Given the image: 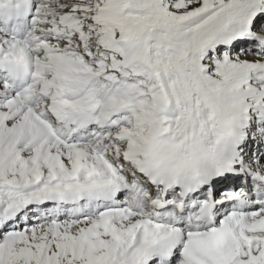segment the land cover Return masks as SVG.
<instances>
[{
    "label": "snow or ice",
    "instance_id": "obj_1",
    "mask_svg": "<svg viewBox=\"0 0 264 264\" xmlns=\"http://www.w3.org/2000/svg\"><path fill=\"white\" fill-rule=\"evenodd\" d=\"M0 264H264V0H0Z\"/></svg>",
    "mask_w": 264,
    "mask_h": 264
}]
</instances>
